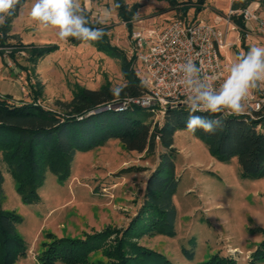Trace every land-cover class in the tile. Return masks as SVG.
Returning a JSON list of instances; mask_svg holds the SVG:
<instances>
[{"label": "rangeland", "instance_id": "374dc122", "mask_svg": "<svg viewBox=\"0 0 264 264\" xmlns=\"http://www.w3.org/2000/svg\"><path fill=\"white\" fill-rule=\"evenodd\" d=\"M123 1L129 14L136 12L130 20L119 15L115 0H82V8L89 26L103 28L109 44L129 60L134 53V31H159L172 21L185 19L222 30L233 2L206 0L202 11L195 14V0L191 4L174 0L175 5L161 0ZM32 2L26 0L8 31L0 27V34L5 35L0 40V98L27 103L37 97L38 105L56 110V102H69L78 89L124 85L119 60L92 43H73L70 38L61 41L54 29H42L29 17ZM254 5L258 6L257 15L264 18V6H250ZM183 8H188L185 18ZM245 30L250 35L243 45L241 31H229L232 46L224 53L231 65L241 52L264 46V34L248 27ZM51 47H55L53 52L35 55ZM140 67L134 58L132 68L137 76ZM250 94L264 98V82H258ZM128 115L145 124L163 123L161 117L152 122L148 109L139 108ZM173 148L179 181L173 197L177 210L174 234L145 235L137 240L138 245L163 254L172 264H201L215 255L236 264H251L252 254L264 240L260 233L264 229V178H242L236 160L231 164L216 161L207 146L186 131L174 135ZM164 152L158 143L153 154L128 152L111 140L77 153L69 176L62 180L47 173L38 191L40 201L31 205L22 203L17 184L0 162L2 206L22 218L18 233L27 246L26 256L15 264H40L38 254L54 240H84L106 229L123 231L143 204L146 182ZM89 261L106 263L107 259L95 253Z\"/></svg>", "mask_w": 264, "mask_h": 264}, {"label": "trees", "instance_id": "16d2710c", "mask_svg": "<svg viewBox=\"0 0 264 264\" xmlns=\"http://www.w3.org/2000/svg\"><path fill=\"white\" fill-rule=\"evenodd\" d=\"M115 1L124 20H130L135 15L136 12L128 13L123 0ZM161 1L175 5L174 0ZM205 1L195 0V14L202 11ZM25 2L21 0L17 11L8 18L4 31L10 29L11 21L17 17ZM252 3L264 6V0H233L231 9L242 10ZM133 10H137L136 5ZM187 12L188 8H183L182 17L185 18ZM233 22L242 31L245 29L241 17H233ZM4 36L0 34V40ZM240 39L243 45L245 38L242 36ZM69 40L73 43L89 42L75 38ZM89 43L120 61L124 85L114 89L109 86L98 90L78 89L69 102H56V110L38 105L37 97L27 103H13L8 97L0 98V162L17 184L22 203L31 205L40 201L38 191L47 173L62 180L69 176L77 153H86L108 141L117 140L128 152L153 154L158 143L165 152L159 156V163L146 182L143 204L123 231L106 229L84 240H54L44 246L46 248L38 254V261L40 264H172L163 254L138 245L137 240L145 235L174 234L177 210L173 197L179 183L175 176L174 135L178 131H186L189 110L184 105L167 110L161 125L145 124L128 115L139 108L123 112H96L108 103L140 96L145 87L132 68L135 56L129 60L112 47L105 36L100 41ZM54 50L55 47L42 49L35 55L42 56ZM116 89L121 90L116 92ZM196 115L222 120L221 127L214 134L201 129L195 134L189 132L207 146L211 157L223 164L236 160L240 176L244 179L264 178V109L254 112V118L208 113ZM151 120L153 122V117ZM2 185L0 170V264H15L27 253L26 243L18 233V226L23 220L18 214L3 209ZM260 233L264 235V229ZM111 237L113 240L109 242ZM95 253H101L107 262L90 263L89 258ZM187 255L190 254L187 252ZM251 257V264L264 263V240ZM201 264L236 263L230 258L215 255Z\"/></svg>", "mask_w": 264, "mask_h": 264}, {"label": "built area", "instance_id": "2783aa9c", "mask_svg": "<svg viewBox=\"0 0 264 264\" xmlns=\"http://www.w3.org/2000/svg\"><path fill=\"white\" fill-rule=\"evenodd\" d=\"M257 7L248 6L238 11L230 8L225 29L222 30L202 21L175 20L159 31H134L133 56L141 66L139 78L144 91L140 96L108 103L96 112L143 108L148 109L153 119L163 118L167 110L185 105L188 92L181 83V65L189 60L201 69L202 78H210L209 82L219 87L231 67L224 53L232 46L228 40L229 31L240 30L239 37L244 38L250 35L233 22V17H241L245 28L264 34V18L257 15ZM244 107V112L239 115L254 118V112L264 109V98H254L250 94Z\"/></svg>", "mask_w": 264, "mask_h": 264}, {"label": "clouds", "instance_id": "9594fccd", "mask_svg": "<svg viewBox=\"0 0 264 264\" xmlns=\"http://www.w3.org/2000/svg\"><path fill=\"white\" fill-rule=\"evenodd\" d=\"M19 5L21 0H0V27L6 26ZM29 17L42 29H54L61 41L69 38L100 41L105 35L103 28L89 26L82 0H33ZM181 72V83L188 92L184 100L189 110L185 130L195 134L201 129L214 134L222 120L208 119L196 113L242 114L251 90L258 82H264V46H253L247 52H241L219 87H214L210 78H202L201 69L191 60L181 65Z\"/></svg>", "mask_w": 264, "mask_h": 264}, {"label": "water", "instance_id": "95a60500", "mask_svg": "<svg viewBox=\"0 0 264 264\" xmlns=\"http://www.w3.org/2000/svg\"><path fill=\"white\" fill-rule=\"evenodd\" d=\"M180 106V105H179ZM185 106V105H184ZM186 107V106H185Z\"/></svg>", "mask_w": 264, "mask_h": 264}]
</instances>
